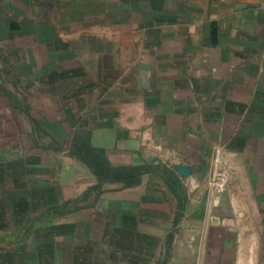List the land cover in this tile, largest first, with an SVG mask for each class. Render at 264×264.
<instances>
[{
  "label": "crops",
  "instance_id": "crops-1",
  "mask_svg": "<svg viewBox=\"0 0 264 264\" xmlns=\"http://www.w3.org/2000/svg\"><path fill=\"white\" fill-rule=\"evenodd\" d=\"M0 264H264V0H0Z\"/></svg>",
  "mask_w": 264,
  "mask_h": 264
},
{
  "label": "trees",
  "instance_id": "trees-1",
  "mask_svg": "<svg viewBox=\"0 0 264 264\" xmlns=\"http://www.w3.org/2000/svg\"><path fill=\"white\" fill-rule=\"evenodd\" d=\"M84 156L92 159V166L99 176L100 185L104 182H124L127 186H132L140 181L142 174L150 168L148 165H131L114 167L108 164L107 160L96 151L84 150Z\"/></svg>",
  "mask_w": 264,
  "mask_h": 264
},
{
  "label": "water",
  "instance_id": "water-1",
  "mask_svg": "<svg viewBox=\"0 0 264 264\" xmlns=\"http://www.w3.org/2000/svg\"><path fill=\"white\" fill-rule=\"evenodd\" d=\"M182 170H183V173H185L186 169H184V167L182 168Z\"/></svg>",
  "mask_w": 264,
  "mask_h": 264
}]
</instances>
